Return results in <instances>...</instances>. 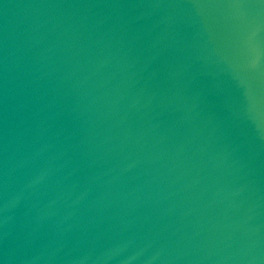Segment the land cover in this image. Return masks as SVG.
<instances>
[{"label":"water","instance_id":"water-1","mask_svg":"<svg viewBox=\"0 0 264 264\" xmlns=\"http://www.w3.org/2000/svg\"><path fill=\"white\" fill-rule=\"evenodd\" d=\"M0 0V264H264V5Z\"/></svg>","mask_w":264,"mask_h":264},{"label":"snow or ice","instance_id":"snow-or-ice-1","mask_svg":"<svg viewBox=\"0 0 264 264\" xmlns=\"http://www.w3.org/2000/svg\"><path fill=\"white\" fill-rule=\"evenodd\" d=\"M259 5H264V0H259ZM229 7H257L256 3L248 0H232ZM258 29L250 26L244 45V60L247 66L256 68L264 61V41L257 39Z\"/></svg>","mask_w":264,"mask_h":264}]
</instances>
